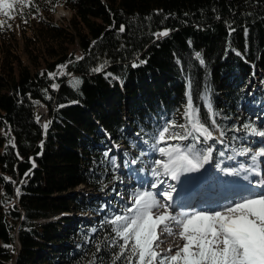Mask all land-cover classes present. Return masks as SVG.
Instances as JSON below:
<instances>
[{"label":"trees","instance_id":"obj_1","mask_svg":"<svg viewBox=\"0 0 264 264\" xmlns=\"http://www.w3.org/2000/svg\"><path fill=\"white\" fill-rule=\"evenodd\" d=\"M29 3L12 18L0 13V264H114L122 241L108 221L130 205L111 186L119 172L112 144L138 151L140 168L161 147V129L188 125L187 90L211 128L207 97L226 135L224 146L202 141V151L240 147L253 135L244 125L264 130L247 103L264 111V0ZM57 6L71 12L64 23L53 19ZM252 73L263 82L253 96Z\"/></svg>","mask_w":264,"mask_h":264},{"label":"snow or ice","instance_id":"obj_2","mask_svg":"<svg viewBox=\"0 0 264 264\" xmlns=\"http://www.w3.org/2000/svg\"><path fill=\"white\" fill-rule=\"evenodd\" d=\"M17 5L21 9L33 6L29 0H0V13L12 18L11 12ZM20 14L23 15V12ZM168 34L166 30L157 35ZM196 56L199 57L200 53H196ZM200 63H203L202 59ZM59 67L62 69L66 65ZM101 70L95 69L97 72ZM208 108L211 112L210 102ZM185 116L189 122L187 126L170 122L159 131L158 142L168 144L170 140L188 141L191 138L192 143L184 144L183 147L174 143L168 144L167 148L160 147L158 151L162 159H157L152 169L155 179L147 188L135 192L130 198V206L108 221L113 225L117 241H122L118 244L120 251L115 254L114 264L121 258L127 264H264V191H251L254 187L264 189V180L250 181V187L245 189L248 194L239 192L238 198H229L215 208L175 211L176 186L161 177L179 181L183 173L202 168L212 152L210 147L204 152L198 146L202 141L213 139V136L207 122L201 121L199 109L193 106L190 91ZM210 119L214 126V116H210ZM175 127L183 129V133L171 132ZM243 127L252 134L264 137V130L250 125ZM44 128L47 130L48 124ZM249 151L245 148L240 154L246 155ZM258 158H264V149L251 156L252 167L243 169L246 173L243 179L248 180V174H260L256 171ZM222 171L241 176L239 169L227 168ZM165 234L178 235L184 241L183 245L174 252L171 247L158 252L156 249L165 242L162 238ZM113 246H116L115 241Z\"/></svg>","mask_w":264,"mask_h":264},{"label":"rangeland","instance_id":"obj_3","mask_svg":"<svg viewBox=\"0 0 264 264\" xmlns=\"http://www.w3.org/2000/svg\"><path fill=\"white\" fill-rule=\"evenodd\" d=\"M70 15H71V12L69 9H66L63 6H57L53 13V19L54 21L58 23H64L68 20ZM24 28H25L24 23L19 22L15 24V29L13 28V31L16 32V34L20 35V32H22ZM20 43H21V40L19 39L18 41L19 49H20ZM71 49L73 50V52H75V54L81 53L80 49L76 45L71 46ZM59 66L56 69V71L59 73H62L64 71V68L61 69ZM97 68H101V66H99L98 64H94L93 69H97ZM253 74L254 73H252V75L249 77V80H248L249 85H247V86H250L249 94H251L254 91L252 96L255 94V92H257L258 89L261 90L260 88H262V84H263L262 80L260 79V75L257 74L258 75L257 76L256 74L254 75ZM186 97H188V90L186 91ZM246 101H250V100H246ZM208 103L209 101L207 97H205L204 106L206 107L208 111L209 119H210V116H213L214 114V110L213 108H211V112H210L208 108ZM247 103H248V107H250V109H253L251 110L252 113H255L257 117H259L258 123H261L262 127H264V111L260 109V106L258 104H253L251 102H247ZM187 104H188V99L184 107L185 111L187 108ZM40 110L42 111L41 108ZM239 111L241 112L242 110L240 109ZM41 117H44V114H42ZM210 121H211L210 131L212 132L213 139L206 140L205 142L208 143L214 140L216 143L221 144V146L222 145L224 146L226 144L225 143L226 135L224 134L221 135L222 131L217 126L218 124L216 123L213 126L211 119ZM237 133L239 135V133L241 132H237ZM132 135L135 138L136 145L140 147L142 146L143 151H150L149 146L146 147L148 144L142 141V138L139 136V134L135 132ZM232 142L227 143L228 146L231 147V150L229 149L224 150L221 147V151L218 154V156L217 155L215 156V154L213 153V151L217 150V148H213L209 146L212 149V152H211L210 159L208 160L207 163L204 164L205 168L202 167V169L198 171L183 173L181 175L179 183L177 181H172L168 177H161L162 179H166L168 183H171V184L175 183V186L176 184L180 185L176 187L178 194L182 191L186 192L189 187V194L186 193V195L180 196L176 200V203L174 205L176 212L189 210L191 208H201V209L202 208H215L218 206L219 203L227 202L229 198H238V193L241 190L236 189L235 191V189H232L233 185L237 184L238 187L240 188L243 185L247 184L248 181H251L254 179L253 174H248L249 176L248 180L243 179V176L246 174L243 172V169L251 168L252 167L251 156L255 154L256 152L260 151L261 149H264V137L253 134L252 136H250V138L249 137L246 138V140L240 145V147L235 148V149H233L231 146ZM166 145H167L166 143H161V147L167 148L168 146ZM111 146L115 150L113 151L115 152V155H116L115 161H116V165L118 166V171H119L117 179L113 182V184H111V186L113 188L114 187L118 188V191H115L116 195H119L120 198L126 199L128 202H130L131 197L125 196L124 189L128 187L133 188L134 185H139L141 188H147L150 185V183L155 179V177L152 175V169L155 166L154 162L157 159H162V157L160 156L159 151L157 149L158 147H157L155 149V153L151 157L149 158L146 157L147 159H150V160L148 162H141L142 165H140V168H139L138 160L134 158L135 156H137L138 151H136L133 148L125 147V145L122 142H115ZM245 148L250 149V151L246 155H241L240 153ZM133 161H136V162L133 163ZM261 163L264 164V158H258L256 162V168H258L257 172L260 174L255 175V177L262 178L261 180H264V171L261 172L262 170H264V166H260ZM227 168L241 170V176L233 177L232 175L227 174L225 171H222V169H227ZM76 189L81 190L83 189V187L82 185H78ZM227 190L228 192H230L228 196L226 195ZM251 191L261 192V191H264V189L259 190V191H255V190H251ZM103 192H104V189L100 193H103ZM220 194H224L225 199L222 198ZM244 194H248V193L244 192ZM102 195L106 199V198H109L110 195L112 194L110 191L108 192L107 190H105L104 194ZM209 195H210L209 199L203 198ZM181 204L184 205L183 208L180 207ZM85 214L88 215V213H85ZM176 231L178 232L179 229H176ZM162 238L165 239V242L160 244L159 248L156 249L158 252L166 251L169 247L173 248V251H175L177 247L182 246L184 243V241L178 235L167 236L165 234V236Z\"/></svg>","mask_w":264,"mask_h":264},{"label":"bare ground","instance_id":"obj_4","mask_svg":"<svg viewBox=\"0 0 264 264\" xmlns=\"http://www.w3.org/2000/svg\"><path fill=\"white\" fill-rule=\"evenodd\" d=\"M213 153H214V151H213ZM215 154V153H214ZM219 166V165H218ZM260 166H264V164H260ZM259 166V167H260ZM203 167L205 168V166L203 165ZM235 168H237V167H235ZM202 169V168H201ZM201 169H199V170H201ZM257 169L258 168H256V171H257ZM234 177V176H233ZM253 180H251V181H260L262 178H256L255 177V175L253 174ZM178 183H179V181H177ZM174 185H175V183H174ZM177 186H180V185H177L176 184V187ZM250 187V181H248L247 182V184H245V185H243L242 187H238V185L237 184H235V185H233L232 186V189H235V191H236V189H239V190H241V191H243V192H247V191H245V189H247V188H249ZM251 190H255V191H259V190H262V188H260V187H254V188H251ZM240 191V192H241ZM186 193L187 194H189V187H188V189H187V191L185 192V191H182V192H180L179 194L177 193L176 194V200L180 197V196H183V195H186ZM228 194H230V192H228V190H227V192H226V195L228 196ZM221 195V197L222 198H224L225 199V195L224 194H220ZM209 197H210V195L209 196H207V197H203L204 199H209ZM214 200H216V199H214Z\"/></svg>","mask_w":264,"mask_h":264},{"label":"water","instance_id":"obj_5","mask_svg":"<svg viewBox=\"0 0 264 264\" xmlns=\"http://www.w3.org/2000/svg\"><path fill=\"white\" fill-rule=\"evenodd\" d=\"M189 123V122H188Z\"/></svg>","mask_w":264,"mask_h":264}]
</instances>
